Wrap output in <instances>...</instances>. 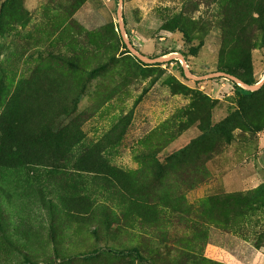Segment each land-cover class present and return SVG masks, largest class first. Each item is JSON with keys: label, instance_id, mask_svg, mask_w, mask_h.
<instances>
[{"label": "rangeland", "instance_id": "rangeland-1", "mask_svg": "<svg viewBox=\"0 0 264 264\" xmlns=\"http://www.w3.org/2000/svg\"><path fill=\"white\" fill-rule=\"evenodd\" d=\"M22 115L60 154L0 191V264H264V0H0V145Z\"/></svg>", "mask_w": 264, "mask_h": 264}, {"label": "trees", "instance_id": "trees-1", "mask_svg": "<svg viewBox=\"0 0 264 264\" xmlns=\"http://www.w3.org/2000/svg\"><path fill=\"white\" fill-rule=\"evenodd\" d=\"M127 33L129 34L130 31L127 30ZM178 63V62H177ZM179 70L183 72V69L179 65ZM245 84L246 86H256V82L252 81H246L242 78H239ZM236 86V89L238 93L241 96L244 97H252L256 95L259 91L251 92L249 90H245L244 88H241L240 86ZM21 120L19 123L16 124L15 128L11 129L10 131L7 130L6 133L3 136V139L1 141L0 145V167L3 171H5V176L3 178V181H6L7 183L4 186H1L0 184V191L2 194L6 193V191H10L9 187L12 188L16 185L20 186L22 185L23 188L25 187V191L29 193L30 188L27 187L28 183H25L23 180L18 179L16 180L14 176L15 172L22 167H37V166H47L48 167V160L49 154L47 155L48 150L51 148V151L53 153V150L55 151V154L58 156L60 153H58L59 146L55 145L54 142L56 141V138L49 135L47 137L48 141L46 143H42V145L39 144L38 140L40 139L41 132H40V126L39 124L34 125L33 121L29 119V117L22 115ZM60 139V138H59ZM42 141V140H41ZM61 143L58 142L59 145L65 146L67 145V139L65 141L63 139H60ZM69 150V148H68ZM56 155H53L55 158H57ZM74 167L86 170L88 169V166H96L99 167L98 169H105L106 174H110L114 176L113 170L109 169L101 156L99 155L98 149L92 150L87 157L83 159H77L73 162ZM15 171V172H14ZM119 178H122V176H119ZM51 188H46V191L49 193V195H57V193L60 194L61 199L63 201V205L72 212V209L68 208V205L74 204L75 201H73L67 194H64L65 192H61L58 188L59 185L53 184L50 182ZM37 192V191H36ZM34 192V194L36 193ZM38 195H43V190H39L37 192ZM27 197V196H23ZM29 198V197H28ZM24 200V198H22ZM30 209L35 206V203H33L32 200H30ZM23 206L20 210L26 211V202H22Z\"/></svg>", "mask_w": 264, "mask_h": 264}, {"label": "bare ground", "instance_id": "bare-ground-1", "mask_svg": "<svg viewBox=\"0 0 264 264\" xmlns=\"http://www.w3.org/2000/svg\"><path fill=\"white\" fill-rule=\"evenodd\" d=\"M237 83H238L240 86H242L243 88L248 89V90L256 89V88H258V87L260 86V85H258V86H256V87H248V86L244 85L243 83H241V82H239V81H237Z\"/></svg>", "mask_w": 264, "mask_h": 264}]
</instances>
